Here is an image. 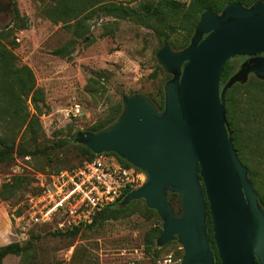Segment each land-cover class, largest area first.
Masks as SVG:
<instances>
[{
  "label": "water",
  "instance_id": "obj_1",
  "mask_svg": "<svg viewBox=\"0 0 264 264\" xmlns=\"http://www.w3.org/2000/svg\"><path fill=\"white\" fill-rule=\"evenodd\" d=\"M264 2H231L220 13L204 10L186 47L163 40L155 58L170 76L163 110L146 95L123 96L119 116L73 141L94 155L113 153L140 170L144 182L121 207L143 200L160 218L158 248L176 241L180 264H215L207 236L210 216L221 264H264V209L233 147L225 96L253 76L264 81ZM247 57L224 86L226 62ZM176 194L177 201L169 199ZM177 208V211H176Z\"/></svg>",
  "mask_w": 264,
  "mask_h": 264
},
{
  "label": "rangeland",
  "instance_id": "obj_2",
  "mask_svg": "<svg viewBox=\"0 0 264 264\" xmlns=\"http://www.w3.org/2000/svg\"><path fill=\"white\" fill-rule=\"evenodd\" d=\"M110 1L135 8L140 3L159 0ZM14 2L20 16L18 20L13 18L12 2L0 0V32L10 29L7 43L13 45L19 62L32 70L37 87L43 91L45 104L41 106L37 141L33 143L24 128L16 138V144L21 141L28 151H37L32 160L25 162L17 158L0 167V246L14 242L28 245L21 256L9 255L3 264H161L167 257L170 264H180L183 251L175 240L176 243L164 247L158 257L145 251L144 236L154 221L138 212L101 226L84 227L73 238L56 236L51 227L33 229L34 238L28 241H19L13 235L10 215L19 198L24 199L33 191L36 175L51 174L57 167L68 169L79 160L75 156L76 149H60L57 142L75 131H88L102 124L123 96L140 93L153 97L168 80L164 72L155 74L158 65L155 55L162 42L144 25L130 19L100 16L86 21L85 29L78 32L75 22L64 24L47 17L50 2ZM181 38L171 36V40ZM58 48H65L69 56L54 55L53 51ZM244 60L238 57L233 62L234 73ZM238 99L240 105L235 108L234 116L245 139V157L251 161L257 179L264 186V162L253 149V145L261 144L264 138V126L253 123L251 118L246 120V112L253 106L249 94L239 93ZM26 104L28 111L34 113L29 101ZM75 104L79 105L80 112L74 117L71 109ZM5 135H13L12 125H0V137ZM15 175L23 177L24 181L10 195L1 189L3 183ZM2 195L7 198L2 199Z\"/></svg>",
  "mask_w": 264,
  "mask_h": 264
},
{
  "label": "trees",
  "instance_id": "obj_3",
  "mask_svg": "<svg viewBox=\"0 0 264 264\" xmlns=\"http://www.w3.org/2000/svg\"><path fill=\"white\" fill-rule=\"evenodd\" d=\"M10 1L13 4V18L18 20L20 16L16 4L14 0ZM38 1L51 3L47 10V17L50 20L62 22L64 24L75 22L78 26L76 29L78 32H82L85 29L86 21L100 16L112 17L118 20L130 19L151 29L160 42H163L165 39L168 40L171 47L175 50H181L188 45L193 34L194 26L198 22L202 11L210 10L212 13H220L226 4L231 2L240 3L245 7H249L255 2H264V0H189L188 3H181L174 0H159L156 2L146 1L133 8L128 5L113 3L110 0ZM78 32L76 34H78ZM9 34L10 29L0 32V125H12L13 135L0 137V167L9 165L17 158L25 160V162H30L32 160V156L37 151H34L35 153L28 151L21 141L16 144V138L24 128V132L29 134L31 141L33 143L37 141L38 131L40 129L39 116L42 114L41 106L43 107L45 104L43 91L37 87L32 70L27 65L19 62L17 56L13 53V45L7 43ZM173 35H179L182 38L171 40V36ZM53 54L60 57L69 56L65 48H58L53 51ZM237 58L238 57L228 60L223 67L220 76L221 87L224 86L231 75H233L236 68L233 62ZM157 73L163 74L162 69L158 65H156L155 74ZM164 76L166 80L170 78L168 75ZM239 93L249 94L251 98L250 105H253L252 108L246 112V120L251 118L253 123L259 122L264 126V81L251 76L245 84H235L227 91L225 96L227 122L230 126V130L233 132V147L237 152L239 160L247 168L249 180L256 191L259 203L264 209V186H261L260 181L257 179L251 161L245 157V139L241 135L240 129L236 126L234 110L240 105V100L238 99ZM149 97L159 111H162L164 105L163 89L160 88L155 96ZM28 101L34 113L28 111L26 104ZM121 110V103L115 104L110 111L109 117L102 124L87 130L97 132L106 128L119 116ZM77 132L75 131L67 139L57 142V147L60 149H76L77 151L75 156L79 160L70 168L84 161H90L95 157L87 148L73 141ZM261 144H264V138L261 140ZM261 144L259 142L255 143L253 149L256 151L258 158L264 162V145L261 146ZM109 155H113L123 165L130 166L117 155L113 153H109ZM26 157H28V160L25 159ZM62 170L65 169L57 167V170L53 173H58ZM23 181V177L15 175L3 183L1 190L12 195L17 187L23 184ZM127 193H125V195ZM168 197L171 201H177L176 194H169ZM6 198V196L2 195V199ZM22 200L23 198H19L17 205ZM119 202L120 201L98 211L93 216L92 222L85 227L91 228L93 226H101L106 222L126 218L134 212H138L143 217L154 221L153 227L146 232L144 236V247L147 253L151 254L153 257H158L164 247L176 243L173 241L167 243L162 248L156 247L155 240L161 232V220L155 211L145 206L143 200L132 201L125 207H121ZM21 211L22 206L17 207L10 215V221L12 222L14 217L20 215ZM207 225L209 246L213 252L215 264H221L213 241L209 215L207 216ZM81 230L82 228L75 227L72 230L53 231V234L56 236L73 238ZM32 231L29 233L27 241L34 238ZM27 246L28 245L22 246L17 242L0 246V264H3L4 259L9 255L21 256ZM178 247L180 248L179 245ZM181 257L182 255H180L179 258Z\"/></svg>",
  "mask_w": 264,
  "mask_h": 264
},
{
  "label": "built area",
  "instance_id": "obj_4",
  "mask_svg": "<svg viewBox=\"0 0 264 264\" xmlns=\"http://www.w3.org/2000/svg\"><path fill=\"white\" fill-rule=\"evenodd\" d=\"M71 110L75 117L80 107L75 104ZM143 182L140 170L123 165L109 153L95 155L90 161L58 173H38L33 191L17 205L22 206V211L11 222L13 235L24 241L35 228H84L98 211L120 201ZM170 263L169 257L161 261Z\"/></svg>",
  "mask_w": 264,
  "mask_h": 264
},
{
  "label": "flooded vegetation",
  "instance_id": "obj_5",
  "mask_svg": "<svg viewBox=\"0 0 264 264\" xmlns=\"http://www.w3.org/2000/svg\"><path fill=\"white\" fill-rule=\"evenodd\" d=\"M263 56H264V54H263ZM244 59H246L247 57H243ZM170 79V78H169Z\"/></svg>",
  "mask_w": 264,
  "mask_h": 264
}]
</instances>
